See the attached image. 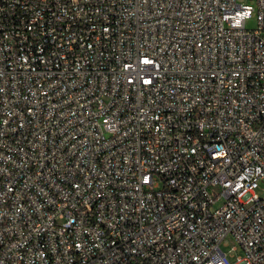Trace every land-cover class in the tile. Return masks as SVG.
I'll return each mask as SVG.
<instances>
[{
	"label": "built area",
	"instance_id": "obj_1",
	"mask_svg": "<svg viewBox=\"0 0 264 264\" xmlns=\"http://www.w3.org/2000/svg\"><path fill=\"white\" fill-rule=\"evenodd\" d=\"M261 182L264 0H0V264H264Z\"/></svg>",
	"mask_w": 264,
	"mask_h": 264
},
{
	"label": "rangeland",
	"instance_id": "obj_2",
	"mask_svg": "<svg viewBox=\"0 0 264 264\" xmlns=\"http://www.w3.org/2000/svg\"><path fill=\"white\" fill-rule=\"evenodd\" d=\"M248 3H252V0H248ZM256 27H257V18H256V16H254L250 21H248L247 28L255 29ZM256 192L258 193V195L260 197L264 198V182H261L260 187L256 190ZM223 202H224L223 199L219 200L217 202V204L213 207V209L219 207ZM226 243L228 245L222 244L221 247H222L223 251L229 253V250L231 249L232 246L236 245V242L233 240V238H228ZM230 253H233L234 256H237V255L241 254V251L236 250V251H233Z\"/></svg>",
	"mask_w": 264,
	"mask_h": 264
}]
</instances>
